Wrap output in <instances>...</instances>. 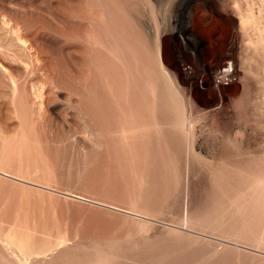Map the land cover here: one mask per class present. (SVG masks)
I'll list each match as a JSON object with an SVG mask.
<instances>
[{"label":"rangeland","instance_id":"1","mask_svg":"<svg viewBox=\"0 0 264 264\" xmlns=\"http://www.w3.org/2000/svg\"><path fill=\"white\" fill-rule=\"evenodd\" d=\"M0 264H264V0H0Z\"/></svg>","mask_w":264,"mask_h":264},{"label":"bare ground","instance_id":"2","mask_svg":"<svg viewBox=\"0 0 264 264\" xmlns=\"http://www.w3.org/2000/svg\"><path fill=\"white\" fill-rule=\"evenodd\" d=\"M229 72H232L230 64H227L226 67H224L222 70L217 71L216 75L214 76V79L217 82V84H219V81L222 82L225 78L228 79L231 74ZM124 213H128V212H124Z\"/></svg>","mask_w":264,"mask_h":264},{"label":"built area","instance_id":"3","mask_svg":"<svg viewBox=\"0 0 264 264\" xmlns=\"http://www.w3.org/2000/svg\"><path fill=\"white\" fill-rule=\"evenodd\" d=\"M235 81H236L235 78H231V79H229L227 82H225L224 84L222 83V84L217 85V86H221V85H230V84L234 83Z\"/></svg>","mask_w":264,"mask_h":264}]
</instances>
